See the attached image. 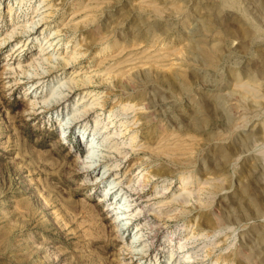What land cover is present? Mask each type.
<instances>
[{"label": "rangeland", "instance_id": "374dc122", "mask_svg": "<svg viewBox=\"0 0 264 264\" xmlns=\"http://www.w3.org/2000/svg\"><path fill=\"white\" fill-rule=\"evenodd\" d=\"M0 264H264V0H0Z\"/></svg>", "mask_w": 264, "mask_h": 264}, {"label": "bare ground", "instance_id": "6f19581e", "mask_svg": "<svg viewBox=\"0 0 264 264\" xmlns=\"http://www.w3.org/2000/svg\"><path fill=\"white\" fill-rule=\"evenodd\" d=\"M8 13V12H7ZM31 35V34H30ZM54 42V41H53ZM57 45V44H56ZM64 63H66V61L64 62ZM37 67V66H36ZM34 85V84H33ZM66 124L67 123H64V122H62L61 123V130H63V132H65V128L67 127L66 126ZM132 143V142H131ZM87 148H88V155L90 156V155H93L92 153H95V151H96V147H97V144H95V139H94V137H91L90 138V136L88 137V139H87ZM87 159L89 158V157H86ZM85 158V159H86ZM89 160V159H88ZM98 162V161H97ZM91 163V162H90ZM93 164H92V166L94 165V163L95 162H92ZM106 174V173H105ZM117 184H119L118 183V181L117 180H113L109 185H110V189H112V188H114V187H116L117 186ZM139 194V193H138ZM142 198V197H141ZM122 200H121V202L119 203V209H121V208H123V206H124V204H122ZM140 204V203H139ZM124 208H127V206H124ZM145 209V208H144ZM132 211V210H131ZM131 211H128V212H131ZM117 218H119V215H117ZM121 226H122V224H121ZM118 231V230H117ZM119 232V231H118ZM179 249L180 250H183L184 249V247L183 246H180L179 247ZM178 252H179V250H178ZM187 255H189L190 256V254H188L187 253Z\"/></svg>", "mask_w": 264, "mask_h": 264}]
</instances>
